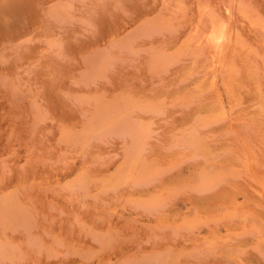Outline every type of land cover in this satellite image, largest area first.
I'll return each instance as SVG.
<instances>
[{
  "label": "rangeland",
  "instance_id": "obj_1",
  "mask_svg": "<svg viewBox=\"0 0 264 264\" xmlns=\"http://www.w3.org/2000/svg\"><path fill=\"white\" fill-rule=\"evenodd\" d=\"M0 264H264V0H0Z\"/></svg>",
  "mask_w": 264,
  "mask_h": 264
},
{
  "label": "bare ground",
  "instance_id": "obj_2",
  "mask_svg": "<svg viewBox=\"0 0 264 264\" xmlns=\"http://www.w3.org/2000/svg\"><path fill=\"white\" fill-rule=\"evenodd\" d=\"M215 24H217V22ZM212 29H213L212 33L205 36L206 35V32H205L204 36L206 38L205 37H204L205 39L200 38V40L207 41L208 43H210L212 45V47L216 50L217 53H220L224 50L225 43L228 42V40L230 39L226 19L220 20V22H218V24L216 25L215 29L214 28H212ZM214 80H215V78H214Z\"/></svg>",
  "mask_w": 264,
  "mask_h": 264
}]
</instances>
